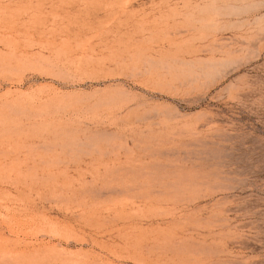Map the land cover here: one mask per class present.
<instances>
[{
  "label": "rangeland",
  "instance_id": "rangeland-1",
  "mask_svg": "<svg viewBox=\"0 0 264 264\" xmlns=\"http://www.w3.org/2000/svg\"><path fill=\"white\" fill-rule=\"evenodd\" d=\"M0 264H264V0H0Z\"/></svg>",
  "mask_w": 264,
  "mask_h": 264
}]
</instances>
